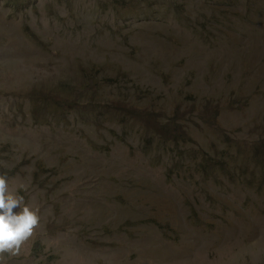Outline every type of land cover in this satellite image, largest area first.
<instances>
[{
  "label": "rangeland",
  "instance_id": "rangeland-1",
  "mask_svg": "<svg viewBox=\"0 0 264 264\" xmlns=\"http://www.w3.org/2000/svg\"><path fill=\"white\" fill-rule=\"evenodd\" d=\"M4 173L0 264H264V0H0Z\"/></svg>",
  "mask_w": 264,
  "mask_h": 264
},
{
  "label": "clouds",
  "instance_id": "clouds-1",
  "mask_svg": "<svg viewBox=\"0 0 264 264\" xmlns=\"http://www.w3.org/2000/svg\"><path fill=\"white\" fill-rule=\"evenodd\" d=\"M39 210L24 204L23 197L9 191L7 174H0V254L18 252L40 227Z\"/></svg>",
  "mask_w": 264,
  "mask_h": 264
}]
</instances>
